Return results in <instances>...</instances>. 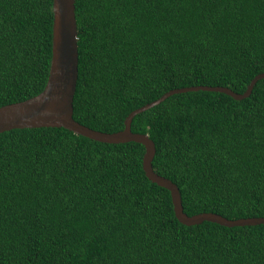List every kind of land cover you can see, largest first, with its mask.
I'll list each match as a JSON object with an SVG mask.
<instances>
[{
    "label": "trees",
    "instance_id": "1",
    "mask_svg": "<svg viewBox=\"0 0 264 264\" xmlns=\"http://www.w3.org/2000/svg\"><path fill=\"white\" fill-rule=\"evenodd\" d=\"M74 119L124 129L185 87L243 94L264 73V0H75ZM53 0H0V107L41 93ZM184 212L264 217V78L243 100L174 94L134 117ZM144 145L64 128L0 133V264H264V224L186 226L143 170Z\"/></svg>",
    "mask_w": 264,
    "mask_h": 264
},
{
    "label": "water",
    "instance_id": "2",
    "mask_svg": "<svg viewBox=\"0 0 264 264\" xmlns=\"http://www.w3.org/2000/svg\"><path fill=\"white\" fill-rule=\"evenodd\" d=\"M79 77L78 27L75 0H53L52 59L47 84L38 95L25 101L0 107V133L14 129L64 128L76 135L107 144L136 142L144 145L143 170L146 177L171 193L175 216L186 226L212 222L225 227L256 226L264 224L263 218L229 220L215 213L189 216L184 212L179 187L170 179L157 174L153 167L156 145L148 135L134 133L132 122L135 116L164 102L174 94L190 91H213L225 93L236 100L249 97L264 73L256 76L246 92L238 94L225 87L193 86L174 89L159 99L146 104L129 114L123 130L104 133L80 124L74 119V97Z\"/></svg>",
    "mask_w": 264,
    "mask_h": 264
}]
</instances>
